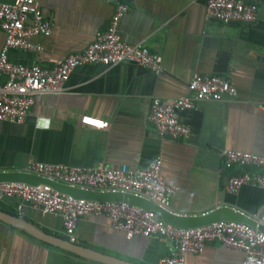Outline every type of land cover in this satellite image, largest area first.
I'll list each match as a JSON object with an SVG mask.
<instances>
[{"label":"crops","instance_id":"obj_1","mask_svg":"<svg viewBox=\"0 0 264 264\" xmlns=\"http://www.w3.org/2000/svg\"><path fill=\"white\" fill-rule=\"evenodd\" d=\"M11 0H0L10 2ZM51 23L48 36L33 38L37 56L8 50L7 57L25 63L35 57L52 67L71 52L82 50L112 12L107 0H34ZM128 9L120 18L121 39L138 43L161 57L162 70L152 73L132 63L75 67L59 94H35L19 124L0 121V170H21L27 161L70 166L143 168L160 159L164 183L175 186L167 206L180 214H199L228 203L250 215L264 209V188L243 185L225 191L229 173L219 152L264 149V1L250 23L221 24L204 18L205 0H122ZM3 33L0 31V47ZM217 74L236 90L232 99L198 101L178 113L188 128L183 139L156 133L147 121L153 97L164 101L186 94L191 74ZM14 199L0 210L33 227L64 238L57 215L40 214L24 205L17 214ZM76 244L136 264H156L167 253L156 236L126 239L104 215L78 218ZM242 252L208 242L184 264H240ZM0 264H102L42 242L0 221Z\"/></svg>","mask_w":264,"mask_h":264},{"label":"built area","instance_id":"obj_2","mask_svg":"<svg viewBox=\"0 0 264 264\" xmlns=\"http://www.w3.org/2000/svg\"><path fill=\"white\" fill-rule=\"evenodd\" d=\"M112 12L104 29L80 51L66 54L52 67L41 66L35 57L25 63L12 62L8 50H20L37 56L41 51L37 36H48L51 23L37 8L34 0L0 2V121L19 124L27 115L35 94H59L71 71L78 66L99 63L113 66L132 63L152 73L162 70L161 57L138 43L121 39L117 32L120 18L128 6L122 0H107ZM264 0H205L204 18L221 24L250 23L256 18L258 5ZM235 87L217 74L193 73L186 83V94L167 102L151 98L146 119L156 133L170 139H183L188 128L179 121L178 113L191 109L198 101L232 99ZM264 111V104L260 106ZM222 170L241 168L229 173L225 191L235 194L243 185L264 188V149L247 152L222 149L219 152ZM59 183L96 191L128 192L167 205L176 187L163 182L160 159L153 158L146 167L129 170L124 166L106 165L91 168L29 160L20 170ZM14 199L11 208L17 214L24 205L40 214L57 215L61 219L64 239L76 244L74 228L78 218L104 215L111 227L120 230L126 239L136 235L156 236L165 241L167 253L156 264H184L187 255H198L208 242L242 252L240 264H264V209L251 215L254 226L239 221H215L206 225L182 228L164 223L152 210H144L124 202L76 199L59 193L45 184L0 182V203Z\"/></svg>","mask_w":264,"mask_h":264},{"label":"water","instance_id":"obj_3","mask_svg":"<svg viewBox=\"0 0 264 264\" xmlns=\"http://www.w3.org/2000/svg\"><path fill=\"white\" fill-rule=\"evenodd\" d=\"M2 181L22 182L30 185L45 184L59 193L76 199L124 202L144 210L150 209L154 211L164 223L176 227H197L215 221H239L250 226H254V221L251 219V215L249 213L228 203L215 205L213 208L199 214H180L170 209L167 205H162L155 200L133 195L132 193L81 189L20 170H0V182ZM0 221L14 226L28 235L51 246L98 261L102 264H136L113 255L96 252L80 245L69 243L64 238H57L42 232L41 230L33 227L31 224H28L23 220L9 215L1 210ZM257 228L264 233V225H258Z\"/></svg>","mask_w":264,"mask_h":264},{"label":"trees","instance_id":"obj_4","mask_svg":"<svg viewBox=\"0 0 264 264\" xmlns=\"http://www.w3.org/2000/svg\"><path fill=\"white\" fill-rule=\"evenodd\" d=\"M242 169L241 168H237V172H241ZM21 232L25 233L24 231L20 230Z\"/></svg>","mask_w":264,"mask_h":264}]
</instances>
